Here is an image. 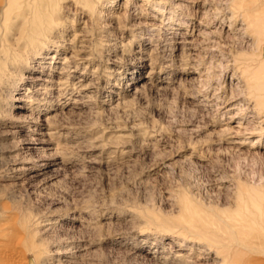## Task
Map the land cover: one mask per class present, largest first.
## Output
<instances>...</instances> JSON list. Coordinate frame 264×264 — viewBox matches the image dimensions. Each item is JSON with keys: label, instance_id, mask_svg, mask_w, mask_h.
<instances>
[{"label": "rangeland", "instance_id": "1", "mask_svg": "<svg viewBox=\"0 0 264 264\" xmlns=\"http://www.w3.org/2000/svg\"><path fill=\"white\" fill-rule=\"evenodd\" d=\"M262 10L0 0V264H233L187 228L264 231Z\"/></svg>", "mask_w": 264, "mask_h": 264}, {"label": "bare ground", "instance_id": "2", "mask_svg": "<svg viewBox=\"0 0 264 264\" xmlns=\"http://www.w3.org/2000/svg\"><path fill=\"white\" fill-rule=\"evenodd\" d=\"M21 1V0H20ZM23 1V0H22ZM32 1V4L34 5L35 4V2H36V0H31ZM103 3V2H102ZM113 4V3H112ZM162 8V7H161ZM96 9V8H95ZM160 9V8H159ZM262 12H264V10H262ZM32 13V12H31ZM39 14V13H38ZM37 14H34V16H36ZM170 15H171V13H170ZM173 16V15H172ZM256 17V16H255ZM260 18H261V16H260ZM3 19V18H2ZM34 19V18H33ZM262 23L264 22V14H262ZM248 20V19H247ZM34 23H33V25H34V27H36L38 24L39 25H42L40 22H37V19L35 18L34 20ZM39 21V20H38ZM256 22V21H255ZM250 25V24H249ZM252 25V24H251ZM43 26V25H42ZM257 27V26H256ZM263 27V26H262ZM260 30H261V28H260ZM48 31V30H47ZM259 38V37H258ZM260 44V43H259ZM14 46V45H13ZM20 55V54H19ZM264 57V56H263ZM40 61V60H39ZM250 63V62H249ZM263 63V62H262ZM28 65V64H27ZM262 66V65H261ZM256 67V66H255ZM259 69H260V66H259ZM249 70V69H248ZM251 71V70H250ZM259 76V72L258 71H256L255 72V75H254V78H253V80H255V81H259L260 80V78L258 77ZM263 78H264V73H263V76H262ZM41 80V79H40ZM264 80V79H263ZM25 108V107H24ZM192 205V204H191ZM194 206V205H193ZM186 212V211H185ZM214 212V211H213ZM263 212V211H262ZM202 214H204V213H202ZM202 214H201V210H199L198 208H195V210H194V212H193V214L191 215V219L193 220V221H191V222H193V223H195L194 221H203V216H202ZM224 215V214H223ZM207 218H208V216H206ZM222 218V217H221ZM224 218V217H223ZM151 219H153V218H151ZM160 219V218H159ZM161 219H163V218H161ZM161 219H160V221H161ZM189 219V218H188ZM172 220V219H171ZM150 221V220H149ZM165 221V220H164ZM190 221V220H189ZM206 221V220H205ZM215 221V220H214ZM213 221V222H214ZM155 221H153V223H154ZM173 222V221H172ZM185 222V221H184ZM150 223H152V222H150ZM152 223V224H153ZM163 223V222H162ZM170 223V222H169ZM175 224H176V222H174ZM173 223V224H174ZM178 223V222H177ZM215 223V222H214ZM155 224V223H154ZM159 224V223H158ZM157 224V225H158ZM164 224V223H163ZM172 224V223H171ZM183 224V223H182ZM198 224V223H197ZM206 224V223H205ZM161 225V224H160ZM215 226L213 227V228H211V230L209 229L208 231H204V228L203 229H201V230H199V229H196L195 227H194V225H192V226H188V228L187 227H185V228H187V232H191V233H193V234H195V235H198L199 237H202V238H204L205 239V241H207V242H210V244L211 245H213V246H219V245H222L223 244V236H221L220 235V233L221 232H227L228 233V244L225 246V247H228L229 249H231L232 251H231V256H232V258L234 259V261H232V263L234 264H237V262H239V260H240V258L243 256V254L247 251V250H249V247H250V244L251 243H255V241H257L258 239H259V237L261 238V237H263V239H264V231L261 233L260 231H261V229L262 228H260L259 227V231L258 232H260L259 234H261V236L260 235H258V234H256V233H254V231H253V229H255L253 226H251V225H249L248 223H247V220H246V218H245V216H244V214L243 213H239L238 215H237V213H236V215H229L228 217H227V220L226 219H224V220H220L218 223H216V224H214ZM172 226H174V225H172ZM183 226H184V224H183ZM196 226V225H195ZM174 227H176V226H174ZM173 227V228H174ZM208 227V226H207ZM253 227V228H252ZM177 228V227H176ZM189 229V230H188ZM207 229V228H206ZM257 230V229H256ZM257 232V233H258ZM181 233V232H180ZM185 237V236H184ZM189 239V238H188ZM259 241V240H258ZM27 243V242H26ZM260 243V242H259ZM26 245V244H25ZM209 245V244H208ZM184 246V245H183ZM27 248V247H26ZM29 248V247H28ZM27 248V249H28ZM38 248V247H37ZM213 248H215V247H213ZM257 248V247H256ZM216 249V248H215ZM254 249V248H253ZM260 249H262V248H260ZM260 249L258 250V251H260ZM264 249V248H263ZM2 251V250H1ZM3 251H5V250H3ZM213 251H215V250H213ZM250 251H252L253 252V250L251 249ZM20 252V251H19ZM248 252V251H247ZM260 252H262V250L260 251ZM1 253H3V252H1ZM249 253V252H248ZM254 253V252H253ZM32 254V253H31ZM258 253H256L255 252V255H257ZM262 254H264V253H261V254H258V256L259 255H262ZM254 254H253V256H255ZM2 256H3V254H2ZM5 256V255H4ZM3 256V257H4ZM22 256H24L23 254H22ZM253 256H251V254H250V257H253ZM264 256V255H263ZM1 257V256H0ZM13 257V256H12ZM262 257V256H261ZM14 258V257H13ZM231 258V257H230ZM254 258V257H253ZM252 258V260H251V258L249 259L250 260V262H252V261H256V260H254ZM15 259V258H14ZM17 259V258H16ZM16 259H15V261H16ZM20 259V258H19ZM31 259H32V256H31ZM248 259V258H247ZM3 260V259H2ZM5 260V259H4ZM3 260V261H4ZM7 260V259H6ZM29 260V259H28ZM0 261H1V259H0ZM2 261V262H3ZM7 261H10L11 262V260H10V257H9V260H7ZM6 261V262H7ZM13 261V260H12ZM20 261V260H19ZM24 261V260H23ZM5 262V261H4ZM17 262L18 261H16V263L15 264H17ZM24 262H26V261H24ZM247 261H245L244 263H246ZM1 263V262H0ZM11 263H13V262H11ZM226 263V262H225ZM241 263V262H240ZM247 263H249V262H247ZM246 263V264H247ZM255 263V262H254ZM258 263V262H257ZM256 263V264H257ZM3 264V263H2ZM6 264V263H5ZM9 264V263H8ZM242 264V263H241ZM253 264V263H252Z\"/></svg>", "mask_w": 264, "mask_h": 264}]
</instances>
